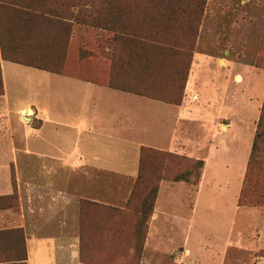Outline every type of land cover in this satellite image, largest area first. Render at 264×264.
<instances>
[{
	"label": "crops",
	"instance_id": "obj_1",
	"mask_svg": "<svg viewBox=\"0 0 264 264\" xmlns=\"http://www.w3.org/2000/svg\"><path fill=\"white\" fill-rule=\"evenodd\" d=\"M30 18L15 7V0H0L4 87L0 97V233L24 232V264H84L81 202L85 196L114 208L128 200L125 187L123 198H117L84 184L116 188L127 184L130 194L143 147L194 159L204 153L205 165L196 190L186 182L161 183L141 264H229L232 254L238 261L250 249L241 245L243 219L239 218H264V210L238 205L257 131L255 120L260 118L258 108L263 106L259 88L264 79L252 89L251 100V95L244 96L243 86L232 83V67L226 59H220L226 61L222 64L194 52L185 97L181 105H174L5 59L3 48L12 57L20 50L15 49L16 41H47L40 45V53L59 56L67 53L66 38H77L74 22H69L74 25L71 29L49 16ZM56 40L61 44H54ZM130 66L123 57L115 70L125 76L131 73ZM239 77L243 78L239 75L236 80ZM138 79V84L146 82L140 75ZM199 85H203L202 94L196 89ZM196 128L203 132V141ZM19 152L44 157L45 176L22 175ZM90 169L119 176L117 183L103 174L85 181L84 172ZM69 181L75 183L74 193L68 191ZM261 236L253 235V239L261 240ZM10 246L0 237V258L15 254V247ZM179 247L184 250L177 254ZM253 259L264 264V255L254 254Z\"/></svg>",
	"mask_w": 264,
	"mask_h": 264
},
{
	"label": "trees",
	"instance_id": "obj_2",
	"mask_svg": "<svg viewBox=\"0 0 264 264\" xmlns=\"http://www.w3.org/2000/svg\"><path fill=\"white\" fill-rule=\"evenodd\" d=\"M145 1L153 6L151 11L153 19L150 21H148V15L141 5ZM184 4L194 7L193 16L190 18L195 23L194 38L196 41L206 8L205 0H15V7L20 9L29 21L30 17L49 16L54 20L66 23L71 29L74 25L69 22H74L78 26V35L77 38H66L67 53L65 51L64 55L49 56L40 53V45L47 41L29 39L16 41L15 49L20 50L15 51V57L8 56L4 48L3 56L5 59L21 65L181 105L185 97L186 83L195 50V45L192 46L191 43L192 31L190 28L187 30L190 34L188 38L184 35L185 40L182 42L178 38H173L170 32L161 33L158 29L160 25L156 19L161 17V5H168V8H171L172 5ZM173 17L174 14L168 12L164 15V20L172 23L174 22ZM53 42L56 45L61 44V41L58 40ZM123 57H125L126 65H131V73H126L125 76L118 74L115 70L116 63L123 60ZM176 60H179V65L173 64ZM139 75L142 81L146 80L145 83L138 84ZM122 76L125 77V80ZM3 94L4 87L0 67V97ZM261 145H264V105L251 149L244 185L239 196L238 205L240 207H264V193L256 198L251 195V180L256 176V172L264 167V147ZM156 151L158 155L159 152H163L144 147L141 149L139 175L127 200V205L124 210L116 208L113 210L115 212L132 211L137 214L139 221L135 232L139 234L140 227L143 226L147 236L149 233L148 221L150 222L153 216L161 183L168 182V180L164 177L161 178L157 188L151 189L141 199L140 208L132 210L131 206L134 200H138L135 197L136 187L142 183L143 168L148 167V162L144 161V153H156ZM168 157L184 158V156L173 153ZM164 159L166 158L164 157ZM167 165L168 162H163V167ZM204 165V161L199 160L194 166L202 171ZM188 175V172L180 174L174 177L171 182L190 183ZM201 177L202 172L194 183L196 187H198ZM84 204L82 201L81 216H83ZM81 224L83 223L81 222ZM147 236L144 234L142 248ZM0 237L6 240L9 246L13 242L10 247H15V254L3 255L0 262L10 263L16 260L24 264L27 259L24 232L21 230L1 232Z\"/></svg>",
	"mask_w": 264,
	"mask_h": 264
},
{
	"label": "rangeland",
	"instance_id": "obj_3",
	"mask_svg": "<svg viewBox=\"0 0 264 264\" xmlns=\"http://www.w3.org/2000/svg\"><path fill=\"white\" fill-rule=\"evenodd\" d=\"M205 1L206 8L201 19L196 41L194 38L195 23L194 20L190 18V16H193L194 7L190 4L172 5L171 8H168V5H161V17L156 19L160 25L158 29L163 34L164 32H170L173 38H178L180 41L184 42V35L188 38L190 33L187 30L190 28L193 35L191 43L192 46L195 45L194 52L202 55H210L214 57L218 63L220 59H226L228 65L232 67V83L243 86V94L245 97L250 95L252 97L254 94L252 89L255 90L261 86L260 83L264 79V0ZM141 5L148 15V21L153 19L151 16L153 6L148 1L143 2ZM168 12L174 14V22L172 23H168L164 20V15ZM147 27L149 28L148 25ZM179 60H176L173 64L176 63V65H179ZM220 63L225 64L226 61ZM47 75L50 76V74ZM239 75L243 78L239 77L238 80H236V76ZM64 80L87 86L86 83L79 81L74 82L75 80L72 79L64 78ZM199 81H202V77H200L198 82ZM196 89L201 94L204 90L203 85L197 86ZM259 89L261 90L260 100L264 105V84ZM103 90L109 92L107 89ZM116 94L119 93L117 92ZM252 99L253 97L251 100ZM262 107L260 109L258 108V111L260 110L262 112ZM259 120L258 122L255 120L257 127ZM195 133L196 135L198 134L199 140L203 141V139H205L203 132L199 128H196ZM261 147H264V145H261ZM169 154L172 153L164 151L159 152V155L157 151L156 153H144V161L148 162V167L143 168L142 183L136 187L135 197L138 198V200L136 199L132 202V210L140 208L141 199L147 195L151 189L157 188L160 179L163 177L167 179L168 182H171L174 177L188 172V177L191 181L188 183L189 186L193 190L197 189L194 183L198 179V175L201 172L203 174V170H198L194 165L196 161H203L204 153L200 154V159L189 158L180 154L179 155L182 157L184 156V158L177 159L175 157H168ZM164 157L166 159H164ZM17 159L20 162L19 169L22 175H28L30 177L45 176V169H42L44 157L27 155L25 152H19ZM163 162H168V165L163 167ZM30 163H34V165H30ZM35 167H37V169H35ZM85 171V181L88 180V177H92L96 180L98 177L97 175L101 176V174H103L102 172L100 173L99 170L94 169ZM103 175L104 178L111 177L110 180L115 179L114 182L117 183L119 176L114 174ZM12 176L15 178V166H12ZM245 177L246 172L244 174L243 185ZM74 180L75 179L72 181ZM135 182L136 180L132 182V185L135 184ZM84 186L97 187L96 189L102 193L103 196L113 194L117 198H123L126 192L124 191L125 187L128 190V199L131 195V193L129 194L130 191L127 184L117 185L120 188H116V185L114 186L111 184L97 186L96 184L92 185L91 183H85ZM133 187L134 185L131 186V189H133ZM74 189L75 183L69 181V193H74ZM262 193H264V167H261V169L256 172V176L251 180V195H254V198H256ZM88 199L89 198L85 196L83 200L85 203L83 205L84 211L83 216H81V222L83 223V231L81 233V259L84 264H141L144 252V246L142 248L141 243L144 234L147 236V232L144 227L141 226L142 222L139 224L141 226L139 234L135 232L139 216L132 211L115 212L112 206L92 202ZM94 203L97 206H95ZM126 205L127 201L123 203L120 208L116 209L124 210ZM241 207L247 210H264V207ZM239 219H243V221H241L242 224H239L241 228L240 232L243 237L241 245H244L246 248L249 247L250 249L247 248L248 250L242 254L238 261L234 258V254H232L233 258L230 256L228 263L256 264L253 259L254 254L256 256L264 255V218L261 215H255L252 216V218L246 216ZM256 234L263 235V237L261 236L262 239H253V235L256 236ZM183 250L184 248L179 247L176 253L179 254ZM233 250L234 248L229 251V254ZM149 255L148 252L147 257Z\"/></svg>",
	"mask_w": 264,
	"mask_h": 264
},
{
	"label": "bare ground",
	"instance_id": "obj_4",
	"mask_svg": "<svg viewBox=\"0 0 264 264\" xmlns=\"http://www.w3.org/2000/svg\"><path fill=\"white\" fill-rule=\"evenodd\" d=\"M29 114V113H28ZM26 115V114H25ZM28 119V118H27Z\"/></svg>",
	"mask_w": 264,
	"mask_h": 264
}]
</instances>
